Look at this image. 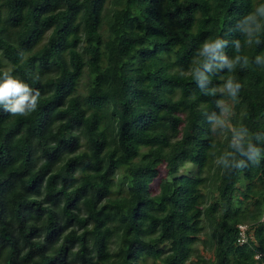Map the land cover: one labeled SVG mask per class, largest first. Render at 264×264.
Masks as SVG:
<instances>
[{
  "label": "trees",
  "instance_id": "1",
  "mask_svg": "<svg viewBox=\"0 0 264 264\" xmlns=\"http://www.w3.org/2000/svg\"><path fill=\"white\" fill-rule=\"evenodd\" d=\"M262 4L0 0V76L40 93L27 117L0 106V264H262ZM251 13L260 31L248 37ZM217 37L241 61L233 72L212 61L201 87L192 73ZM229 76L242 84L235 100ZM218 101L224 128L209 119ZM241 127L258 164L231 146Z\"/></svg>",
  "mask_w": 264,
  "mask_h": 264
},
{
  "label": "clouds",
  "instance_id": "2",
  "mask_svg": "<svg viewBox=\"0 0 264 264\" xmlns=\"http://www.w3.org/2000/svg\"><path fill=\"white\" fill-rule=\"evenodd\" d=\"M256 13H259L260 16L264 17V4L256 9ZM241 30L248 37H252L254 34L259 33L260 24L257 21L255 13H251L245 17ZM259 42V39H257L256 43ZM225 44L226 41L217 37L216 39L206 40L201 46L200 56L204 59L201 66L195 68L192 73L193 79H195L201 87H203L208 80L205 72L212 70V61H219V63L216 64L217 70H223L226 68L229 72H233L236 65L240 63V56H236L234 59H229L223 54L221 50L225 47ZM237 51H239V43H237ZM247 63L248 60L245 57L244 64L247 65ZM256 63H264V56H257ZM241 88L242 84L235 80L234 77L229 76L223 90H226L235 100L238 97ZM39 101V91H36V93L33 94V89L24 81L15 78L6 71L0 76V106L12 116H29L38 109ZM217 106L221 108V115H213L209 117V119L212 120L214 128H224L227 126L225 115L229 112V108L225 106L223 101H218ZM232 133L231 146L239 153L246 155L254 165L258 164L261 150L250 142L247 129L244 127L239 129L233 128ZM225 163L227 166V162ZM239 164H243V162L240 161Z\"/></svg>",
  "mask_w": 264,
  "mask_h": 264
},
{
  "label": "rangeland",
  "instance_id": "3",
  "mask_svg": "<svg viewBox=\"0 0 264 264\" xmlns=\"http://www.w3.org/2000/svg\"><path fill=\"white\" fill-rule=\"evenodd\" d=\"M82 82L83 84L86 83V79H82ZM81 90H83V88H81ZM229 113V112H228ZM228 113L225 115V117L228 115ZM230 122V121H228ZM220 162V154H218V151L214 148L211 150V153H210V158H209V161H208V164L204 170V175L208 176L209 178V181L207 183V189L213 191L212 187H213V183H214V179L218 173V163ZM187 170H195V168L193 167V164H188L187 167H185ZM116 189L118 188L115 187ZM215 193V192H214ZM214 196V195H213ZM212 196V197H213Z\"/></svg>",
  "mask_w": 264,
  "mask_h": 264
},
{
  "label": "built area",
  "instance_id": "4",
  "mask_svg": "<svg viewBox=\"0 0 264 264\" xmlns=\"http://www.w3.org/2000/svg\"><path fill=\"white\" fill-rule=\"evenodd\" d=\"M263 219H264V217H263ZM239 229H240L239 241L241 243H243V242L247 241V232H246L247 225L244 224V223H240L239 224ZM260 256H261V253H259V254L256 255L257 258L260 257ZM262 264H264V261L262 262Z\"/></svg>",
  "mask_w": 264,
  "mask_h": 264
}]
</instances>
